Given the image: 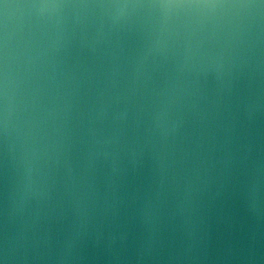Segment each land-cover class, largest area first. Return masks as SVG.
Listing matches in <instances>:
<instances>
[{"label":"water","instance_id":"water-1","mask_svg":"<svg viewBox=\"0 0 264 264\" xmlns=\"http://www.w3.org/2000/svg\"><path fill=\"white\" fill-rule=\"evenodd\" d=\"M0 264H264V0H0Z\"/></svg>","mask_w":264,"mask_h":264}]
</instances>
